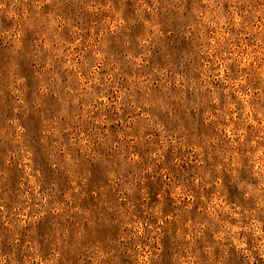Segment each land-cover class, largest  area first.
<instances>
[{
    "label": "clouds",
    "instance_id": "clouds-1",
    "mask_svg": "<svg viewBox=\"0 0 264 264\" xmlns=\"http://www.w3.org/2000/svg\"><path fill=\"white\" fill-rule=\"evenodd\" d=\"M0 264H264V0H0Z\"/></svg>",
    "mask_w": 264,
    "mask_h": 264
},
{
    "label": "rangeland",
    "instance_id": "rangeland-1",
    "mask_svg": "<svg viewBox=\"0 0 264 264\" xmlns=\"http://www.w3.org/2000/svg\"><path fill=\"white\" fill-rule=\"evenodd\" d=\"M11 179L13 180V182L15 181V179H16L15 174L11 177Z\"/></svg>",
    "mask_w": 264,
    "mask_h": 264
}]
</instances>
